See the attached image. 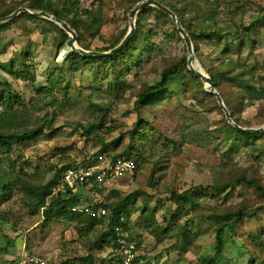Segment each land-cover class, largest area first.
Returning <instances> with one entry per match:
<instances>
[{
  "label": "rangeland",
  "instance_id": "1",
  "mask_svg": "<svg viewBox=\"0 0 264 264\" xmlns=\"http://www.w3.org/2000/svg\"><path fill=\"white\" fill-rule=\"evenodd\" d=\"M63 1L54 0L59 7ZM69 1L87 20L79 26L78 33L74 30L77 39L80 33L82 45L94 49L108 46L109 39L120 31L127 32L128 12L142 0ZM26 2L0 0V14L9 10L12 13L25 7ZM182 10L192 29L202 24L213 27L215 22L221 26L229 15L248 24L253 17L264 14V0H185ZM11 20L0 30V64L14 59L17 67L19 55L25 52L37 76L31 84L0 72L27 102L10 113L0 107V130L40 131L12 142L0 154V264H24L35 256L48 264H78L85 256L93 264H108L115 256L110 246L100 240L106 230L104 223L86 231V224L77 220H44L43 208L36 204L35 196L59 180V169L66 165L89 164L102 156L122 159L132 153L138 154L137 169L108 187L95 191L86 188L83 204L115 203L131 192L137 193L136 202H129L131 214L124 229L137 256H141L135 264H201V259L214 249L210 214L241 204L248 209L234 231H226L224 253L217 264H264V194L238 184L221 194L209 187L241 172L256 176L264 187V137L250 147H236L229 139H222L217 134L222 122L220 112L193 88L190 78L184 84L182 78L172 80L167 86L169 94L161 101L144 105L136 101L141 85L157 80L163 64L187 53L172 34L168 18L156 12L143 16L134 53L138 54L145 44L152 51L124 74V86L112 87L90 71L81 70L70 77L64 74V84L59 77L50 93L39 90L46 85L48 73L62 62L59 32L42 20L22 16ZM242 36L231 35L220 43L199 39L200 55L194 52L195 66L205 74L206 68L251 67L253 82L264 83V26L252 33L255 44L251 49L246 46L239 54L221 56L226 41L238 43ZM181 75H185L184 70ZM258 104L241 111L242 123L253 128L264 126L254 119ZM137 123L139 132L132 135ZM91 124H99L96 133L82 129ZM52 188L53 195L62 191L59 183ZM184 190L198 193L199 197L195 204L180 210L171 195ZM144 206L151 215H146L150 211L143 212ZM170 216H175V223L168 221ZM156 227H165L168 232L162 233ZM180 227L187 228L189 244L177 232Z\"/></svg>",
  "mask_w": 264,
  "mask_h": 264
},
{
  "label": "trees",
  "instance_id": "2",
  "mask_svg": "<svg viewBox=\"0 0 264 264\" xmlns=\"http://www.w3.org/2000/svg\"><path fill=\"white\" fill-rule=\"evenodd\" d=\"M140 0H135V2ZM161 4L165 5L171 9L176 16L178 17L181 25L187 32L190 37L195 55H200L199 47L197 41L202 39L204 41H216L220 43L231 35H240L243 34L242 39L235 43L232 40L226 41L223 49L221 50V56L225 58L230 56L231 52L240 53L243 47L248 46L249 49L255 44L252 39V33L258 26H264V14L255 16L248 24H244V20H236L233 15L227 16L223 24L220 26L218 23H213V27L202 24L198 28L192 29L189 24L186 22L183 17L182 2L185 0H157ZM77 3V2H76ZM25 7L31 10H44L49 14H52L65 22L78 33V28L80 25L86 24L87 20L82 18L81 11L75 3L70 2L69 0H64L62 4L56 5L54 0H27L24 4ZM11 10L2 12L0 16L9 14ZM149 12H156L162 17L168 18L171 21V32L174 34L175 38L182 42L184 49H186L183 40L181 39L179 33L177 32L171 18L160 11L159 9L151 6H147L140 10L137 13V20L135 26V32L125 44V46L119 51L113 53L112 55L105 57H88L83 56L75 52H70L60 64H56L46 77V85L39 90V93L47 91L51 92V88L56 87L58 78L62 77L63 84L66 81L64 74L68 73L70 77L76 72L81 70H88L99 79H103L107 82L108 85L112 87H122L125 84L121 81V78L126 72H128L134 63L142 60L146 54H150L152 49L149 48L147 44L141 47L140 52L134 53V50L137 48L139 40V31L142 29L143 16ZM18 16L26 17L30 20H42L56 29L62 40L58 47L60 52L68 40L67 33L60 28L57 24L52 21L46 20L41 17L29 16L26 13H21ZM12 22V20H9ZM11 22H5L0 24V30L5 29ZM125 30L120 31L116 35L112 36L109 39V45L106 47L90 49L82 45V36L78 34L77 43L86 50H96L100 52L108 51L109 49L115 47L119 44L122 38L125 35ZM28 53H22L19 55L20 63L16 67V62L14 59H10L4 63L0 64V72L7 74L8 76L13 77L15 80L26 81L28 83L36 82V72L33 70V64L28 59ZM187 53L184 51V54L179 58H173L167 64H163L159 73L158 79L153 83H143L141 88L136 94V101L138 104H150L161 101L163 97L169 92L167 91L168 84L174 80L182 78L184 83L190 78L193 88H197V92L201 95L202 98H208L212 107L216 108L221 116L222 122L217 130V134L220 135L222 139L230 140L232 145L235 144L236 147L242 145L244 147H250L255 145L256 141L264 137V132H241L231 126L225 119L224 113L219 107L216 98L207 93L203 88V83L200 78L192 74L187 68ZM185 71V75H181V71ZM206 73L214 82L216 91L220 94L224 104L231 114V118L242 127H250L241 122L239 114L241 111L255 102H258V108L255 114V121L257 124L264 125V83L260 82L256 84L253 82V68L248 67L247 69L236 70L233 66L223 67V68H206ZM264 79V76L261 78ZM62 90H65V87H61ZM32 100L30 101V103ZM27 105L18 93H16L9 82H6V79L0 73V107L3 108L6 112H12L16 107L23 108ZM137 123L134 126V130L131 131V134L139 132ZM82 127V126H81ZM99 127V124H91L87 128L82 127L83 130L87 132L93 131ZM40 131L39 128L28 130L24 133H18L14 131H5L4 129L0 130V154L5 152L12 142H19L25 137L35 135ZM96 133V132H95ZM102 142L103 138L100 135L97 136ZM133 138V137H132ZM103 143V142H102ZM131 148V146H130ZM138 154L132 153V155L127 156L123 159L134 160L137 163ZM88 164V163H82ZM73 165H66L63 168L59 169L60 176L59 180L52 181L46 186V189L40 194L35 196L36 204L39 207H42V216L44 220L51 219H69L77 220L79 222H84L86 225V231H90L95 224L104 223L106 225V230L100 234V240L106 242L110 248L117 245L116 234L114 232V227L116 225H121L126 229V220L129 219L131 214L129 202H136L137 193L131 192L130 194L124 196L118 202H108L106 204L95 203L96 206H102L106 209V214L103 217H90L78 212H73L72 207L79 204V198L76 196H71L72 194L67 190L57 191L55 195L52 194L53 188L52 185H60V177L62 172L66 167ZM137 169V168H136ZM135 169V170H136ZM134 170V171H135ZM233 184L244 185L256 189L259 193L264 194V187L256 176H248L246 173H237L230 180L221 182L219 184L215 183L212 186H209L212 191L221 194L225 191V188L230 187ZM173 202L177 205L176 208L182 209L185 205H193L199 197L198 193H193L189 190H184L183 192L176 193L173 192L171 195ZM49 198V199H47ZM131 205V204H130ZM248 207L244 204L239 205L238 207L228 206L224 211L213 212L209 216V220L214 224V249L210 255L204 256L200 263L201 264H217L219 259L223 256L225 249V233L226 231L233 232L236 226L242 221L244 213L247 211ZM179 210V211H180ZM151 210L146 209V206L143 208V212ZM178 211V210H177ZM141 215V208H140ZM146 219V218H145ZM147 220V219H146ZM171 224L175 223V216H170L168 220ZM160 229L162 233L168 232L165 227H156ZM127 231V230H126ZM177 232L183 237V241L187 244L190 243V235L186 227H180ZM136 247L137 243H136ZM118 256L108 260V264H116V259ZM141 256H137V260ZM78 264H93L91 258L88 256L82 257L79 259ZM251 264V261L248 263Z\"/></svg>",
  "mask_w": 264,
  "mask_h": 264
},
{
  "label": "built area",
  "instance_id": "3",
  "mask_svg": "<svg viewBox=\"0 0 264 264\" xmlns=\"http://www.w3.org/2000/svg\"><path fill=\"white\" fill-rule=\"evenodd\" d=\"M137 163L130 159L110 160L108 157H99L89 164H78L66 167L60 177V189L67 190L74 194L81 187L90 190H99L117 182L125 175L134 172ZM90 217H103L106 209L96 206L95 202L89 204H78L71 209ZM117 245L111 248L112 256H118L116 264H135L137 254L135 246L128 240V235L124 227L116 225L114 227ZM24 264H48L40 257H30Z\"/></svg>",
  "mask_w": 264,
  "mask_h": 264
},
{
  "label": "water",
  "instance_id": "4",
  "mask_svg": "<svg viewBox=\"0 0 264 264\" xmlns=\"http://www.w3.org/2000/svg\"><path fill=\"white\" fill-rule=\"evenodd\" d=\"M147 6H151V7H155L157 9H159L160 11L164 12L165 14H167L173 21V24L177 30V32L179 33L180 37L182 38L186 50H187V68L188 70L194 74L196 77L200 78V80L205 84L206 88V92L213 95L216 100L217 103L219 105V107L221 108V110L224 113L225 119L227 120V122L233 126L235 129L241 131V132H264V126H258L256 128L253 127H242L240 125H238L232 118H231V114L229 112V110L227 109L226 105L224 104L220 94L216 91L215 86H214V82L211 80V78L205 74L204 72H202L199 68H197L194 64V47L192 44V41L190 39V37L188 36L187 32L185 31V29L183 28V26L181 25V22L179 21L178 17L176 16V14L169 9L168 7H166L165 5L161 4L160 2H158L157 0H142L140 2H138L137 4L134 5V7L132 9H130V11L128 12V19H129V29L127 30V32L125 33L124 37L122 38V40L119 42L118 45H116L115 47L109 49L108 51H104V52H100V51H96V50H86L83 49L82 47L77 45V34L76 32L67 24V22H65L64 20L47 13L44 10H38V11H34L31 9H28L26 7H20L18 9H16L15 11H13L12 13L0 17V24L8 22L9 20L15 18L16 16H18L20 13H26L30 16H34V17H41L47 20H50L52 22H54L55 24L59 25L67 34H68V40L65 44V47L62 49L61 51V61L70 53V52H75L78 53L80 55L83 56H88V57H105V56H109L112 55L113 53L119 51L120 49H122L125 44L129 41V39L131 38V36L133 35L134 31H135V26H136V14L142 10L143 8L147 7Z\"/></svg>",
  "mask_w": 264,
  "mask_h": 264
},
{
  "label": "crops",
  "instance_id": "5",
  "mask_svg": "<svg viewBox=\"0 0 264 264\" xmlns=\"http://www.w3.org/2000/svg\"><path fill=\"white\" fill-rule=\"evenodd\" d=\"M85 189H86L85 187H81V188L78 189V192H75L71 196L78 197L79 198V202H82L83 203V201L85 200V197H86V195H85L86 193H84Z\"/></svg>",
  "mask_w": 264,
  "mask_h": 264
},
{
  "label": "bare ground",
  "instance_id": "6",
  "mask_svg": "<svg viewBox=\"0 0 264 264\" xmlns=\"http://www.w3.org/2000/svg\"><path fill=\"white\" fill-rule=\"evenodd\" d=\"M61 56H62V54L60 53V54H59V60H61Z\"/></svg>",
  "mask_w": 264,
  "mask_h": 264
}]
</instances>
